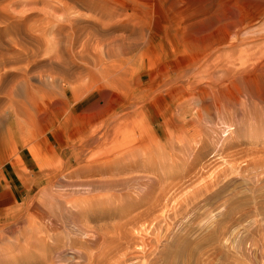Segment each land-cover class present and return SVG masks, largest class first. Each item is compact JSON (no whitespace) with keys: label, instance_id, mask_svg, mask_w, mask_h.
Returning <instances> with one entry per match:
<instances>
[{"label":"rangeland","instance_id":"1","mask_svg":"<svg viewBox=\"0 0 264 264\" xmlns=\"http://www.w3.org/2000/svg\"><path fill=\"white\" fill-rule=\"evenodd\" d=\"M263 54L264 0H0V264H264ZM99 56L122 69L117 85L97 89ZM207 62L221 79L249 65V99L232 87L242 104L228 105L206 76L182 97L176 75ZM134 139L151 145L128 162L136 186L88 185L92 160ZM84 147V173L45 176Z\"/></svg>","mask_w":264,"mask_h":264},{"label":"bare ground","instance_id":"2","mask_svg":"<svg viewBox=\"0 0 264 264\" xmlns=\"http://www.w3.org/2000/svg\"><path fill=\"white\" fill-rule=\"evenodd\" d=\"M84 5V4H83ZM75 8V7H74ZM77 13V12H76ZM234 15H236V14H234ZM74 16H75V14H74ZM232 17H234V16H232ZM235 17H238V16H235ZM235 17H234V19H235ZM77 18V17H76ZM76 18H74V23H76ZM227 19V18H226ZM229 19V18H228ZM231 19V18H230ZM237 19V18H236ZM240 19V18H239ZM231 21V20H230ZM234 21V20H233ZM237 21H239L238 19L237 20H235V23H234V25L233 26H235V24L237 23ZM241 21L242 20H240V23H241ZM229 22V21H228ZM239 23V24H240ZM94 24V23H93ZM232 24V23H231ZM242 24V23H241ZM230 26V25H229ZM236 26H238V25H236ZM235 26V27H236ZM234 28V27H233ZM237 28V27H236ZM239 28V27H238ZM237 28V29H238ZM242 28H244V27H241V29ZM230 29H231V27H230ZM229 29V30H230ZM233 30V29H232ZM239 30H240V28H239ZM231 31V30H230ZM242 32V31H241ZM240 32V33H241ZM234 34V33H233ZM236 35H237V33H236ZM239 35V34H238ZM241 35V34H240ZM236 37V36H235ZM240 38V37H239ZM243 39V38H242ZM244 40H245V38H244ZM249 40V39H248ZM247 40V41H248ZM253 40V39H252ZM89 41V40H88ZM238 42H240V41H238ZM245 42V41H244ZM244 42H241V43H244ZM249 42V41H248ZM236 43V42H235ZM247 43V42H246ZM231 45H233L232 43L229 45V46H231ZM239 46V45H238ZM232 47V46H231ZM104 48V47H103ZM229 48V47H228ZM101 49H102V47H101ZM105 49V48H104ZM103 50V49H102ZM230 50H231V48H230ZM229 50V51H230ZM233 50H234V48H233ZM247 50V49H246ZM250 51H251V49H249ZM249 50L247 51V52H249ZM104 51V50H103ZM102 51V52H103ZM106 51H107V49H106ZM105 51V52H106ZM254 51V50H253ZM263 51V50H262ZM261 51V52H262ZM230 52H232V51H230ZM240 52V51H239ZM256 52H257V50H256ZM255 52V53H256ZM104 53V52H103ZM111 53V52H110ZM229 53V52H228ZM235 53V52H234ZM238 53V52H237ZM240 53H242V52H240ZM263 53V52H262ZM261 53V54H262ZM247 54V53H246ZM254 54V53H253ZM257 54H259L258 52H257ZM106 55H107V57H109L108 56V53L106 52ZM234 55V54H233ZM241 55H244V54H241ZM264 55V54H263ZM247 56H249V54L247 55ZM247 56H244V57H246V59H248L249 60V62L251 61V58H253L255 55H253V57H251L250 59L247 57ZM251 56V55H250ZM262 56V55H261ZM242 57V56H241ZM260 56H258L257 58H259ZM231 58H233V57H231V54H230V59ZM237 60H238V57H235ZM243 58V57H242ZM216 59V58H215ZM243 59H245V58H243ZM242 59V60H243ZM261 59V58H260ZM260 59H258V61L257 62H259V60ZM106 59H105V57H101V56H99V60L98 61H95L94 62V66H93V70L91 69V70H89V75L90 76H93V78L96 80V82H95V84L96 85H99V87H97V89H102L103 87H105V86H107V85H113V86H115V85H117L119 82H120V80H121V76H120V71L122 70L119 66L117 67V65H116V63H115V61H113L112 63H115V64H113V66L110 64V63H108L107 61H105ZM234 60V59H233ZM253 60V59H252ZM93 61H94V59H93ZM213 61H215V60H213ZM239 61V60H238ZM247 61V60H246ZM253 61H256L255 59L253 60ZM252 61V62H253ZM262 61V60H261ZM225 62H227V61H225ZM236 63H238L237 61H235ZM248 62V61H247ZM252 62H251V65L253 66V64H252ZM256 62V63H257ZM208 63V62H207ZM223 63V62H222ZM227 63H229V62H227ZM227 63H226V65H227ZM254 64H255V62H253ZM262 63V62H261ZM217 64V63H216ZM225 64V63H224ZM239 64V63H238ZM249 64V63H248ZM260 64V63H259ZM250 65V70L252 69L251 66ZM214 66H215V62L214 63H211V65H209V63H208V65L206 64V65H197V66H194V67H192L191 69H186L185 71H183L182 72V74H180V75H176V78L174 79V81H175V83H177V87L179 88V90L181 91L180 93H182L183 95H181L182 97L184 96L185 98H188L189 96H190V92H189V90H191L192 88H194V86L195 85H193L194 84V82L196 83L197 81H202L201 79H203L205 76V79L206 80H208V82H206L207 83V85H202V86H205V88L204 89H211L212 91H213V93H214V96L215 97H217V98H219V100H223L224 102H226V103H228V105H234V104H236L235 103V100L236 99H232L233 101H234V103H232V100L228 97V92H229V89H231L232 87H234V88H236V89H238L239 88V91H237V93H239V96H242V95H244V94H242V92L243 93H245L246 95H248V93H249V91L247 90V89H249L248 88V84H249V82L250 81H248L247 79H245V77H244V75L246 74H249V73H246V72H248L247 71V69H248V66L249 65H246L247 66V69L245 68V67H242V68H239V67H241L240 65H239V69H241V71H242V69H246L245 71L243 70V72H240V70H239V72L238 73H236V71L235 70H233V67L234 66H232L231 64L230 65H227L225 68H223V69H225L224 70V72L222 73V75H223V78L221 79V77L222 76H217V75H215L216 74V72H215V70H214ZM256 66H257V64H256ZM261 66V65H260ZM259 65H258V67H260ZM262 67H264V66H262ZM217 67H215V69H216ZM261 68V67H260ZM218 69V68H217ZM234 69H236L235 67H234ZM263 68H261V70H262ZM256 70H258L257 68H256ZM255 70V71H256ZM260 70V71H261ZM264 70V69H263ZM262 70V71H263ZM254 71V70H253ZM252 71V72H253ZM254 71V72H255ZM260 71H258L259 73H257V74H259L260 75ZM251 72V71H250ZM257 72V71H256ZM255 72V73H256ZM221 73V72H220ZM243 73V74H242ZM255 73H253V74H255ZM262 74V73H261ZM252 76V75H251ZM254 76H256V75H254ZM249 77V76H248ZM247 77V78H248ZM223 79H225V80H223ZM250 79V78H249ZM255 81V80H254ZM222 82H224L223 84H222ZM253 82V81H252ZM204 83H205V81H204ZM203 83V84H204ZM196 84H199V82L198 83H196ZM250 87V86H249ZM252 87V86H251ZM202 88V87H201ZM200 88V89H201ZM194 89H196V88H194ZM203 89V88H202ZM201 89V90H202ZM254 89V88H253ZM199 90V89H198ZM235 90V89H234ZM197 91V90H196ZM203 92H201L202 93V95H203V93H205L204 91L205 90H202ZM207 91V90H206ZM209 91V90H208ZM83 92V91H82ZM189 92V93H188ZM254 92V91H253ZM209 93V92H208ZM251 93H252V91H251ZM82 94V93H81ZM257 94V93H256ZM262 94H263V92H262ZM76 95V94H75ZM196 95V94H195ZM250 95H252V94H250ZM258 95V94H257ZM259 95H261V93H259ZM253 96V95H252ZM264 96V95H263ZM203 97V96H202ZM230 97H233V96H230ZM234 97H235V95H234ZM243 97V96H242ZM248 98L249 99V97H247V96H245L244 95V98ZM251 97V96H250ZM253 97H255V96H253ZM258 97H262V96H258ZM216 98V100H218ZM202 99V98H201ZM255 99V98H254ZM257 100H259L260 101V99H257ZM237 101V100H236ZM243 101H245L246 102V100H243ZM250 101V100H249ZM251 101H252V99H251ZM250 101V102H251ZM254 102H255V100H253ZM248 102V101H247ZM215 103V102H214ZM223 102H221V104H222ZM225 103V104H226ZM237 103H241V101L240 102H238L237 101ZM244 103V102H243ZM256 103V102H255ZM242 104V103H241ZM248 104V103H247ZM227 105V106H228ZM232 105V106H233ZM250 105V104H249ZM254 105V104H253ZM253 105H252V107H253ZM179 106V105H178ZM226 106V105H225ZM227 106L225 107V109L226 110H228V108H227ZM237 106H239L238 104L236 105V107ZM241 106V105H240ZM256 106H258V105H256ZM260 106H261V104H260ZM132 103H127L126 105H124V107H122L123 108V110L124 111H127V113H125L122 117H120V121H121V123L123 124V126L124 127H126L127 129H130L129 127H130V123H131V121H130V113H131V109H132ZM182 107V106H181ZM223 107H224V104H223ZM234 107H235V105H234ZM245 107H248V106H246L245 105ZM263 107V106H262ZM230 109H232L231 107H229ZM249 108H251V107H249ZM257 108V107H256ZM219 109V108H218ZM220 109H222V108H220ZM229 109V110H230ZM236 109V108H235ZM234 109V110H235ZM136 110V109H135ZM178 110V109H177ZM183 109H181V111H182ZM223 110V109H222ZM240 110V109H239ZM246 110V109H245ZM253 110H254V108H253ZM262 110V109H261ZM180 111V110H179ZM230 111H232V110H230ZM230 111L229 112H227V113H230ZM250 111V110H249ZM257 111V110H256ZM99 112V111H98ZM182 113H184V110L182 111ZM182 113H180L181 115H182ZM223 113H224V111H223ZM232 113V112H231ZM230 113V114H231ZM234 113H235V111H234ZM234 113H232V114H234ZM241 113V112H240ZM247 113V112H246ZM256 113V112H255ZM259 113V112H258ZM225 114V113H224ZM231 114V115H232ZM254 114V113H253ZM120 115V114H119ZM236 116H237V114H236ZM245 116V115H244ZM256 116H257V114H256ZM256 116H255V118H256ZM262 116V115H261ZM114 117H117V116H113V119H114ZM237 118V117H236ZM248 119V118H247ZM250 119V118H249ZM115 120H116V118H115ZM118 120H119V118H118ZM260 120H261V118H260ZM259 120V121H260ZM112 121V120H111ZM114 121V120H113ZM247 121V120H246ZM252 121V120H251ZM255 121V120H254ZM118 123V122H117ZM255 123V122H254ZM102 124V123H101ZM168 124V123H167ZM100 125V124H99ZM115 126V125H114ZM117 126V125H116ZM100 128V127H99ZM126 128H125V130H124V132H123V136L125 137V138H129L130 136H128V137H126V133L125 132H128V131H126ZM99 130V129H98ZM118 130V129H117ZM95 131H97V130H95ZM105 131V130H104ZM123 131V130H122ZM130 132H132L131 130H129ZM118 132H119V130H118ZM114 133V136H115V131L114 132H112V134ZM121 132H119V134L118 135H121L120 134ZM130 134V133H129ZM132 134H133V132H132ZM93 135V134H92ZM131 135V134H130ZM90 137V136H89ZM98 137V136H97ZM104 137L106 138V142H107V138L108 139H110V133L109 132H107V133H105L104 134ZM119 137V136H118ZM122 137V136H121ZM87 139V138H86ZM95 137H93V138H91L89 141H88V143L87 144H92L93 142H95V140L97 141V139H95ZM114 139V138H113ZM123 140H126V139H124V138H122ZM121 139V140H122ZM112 140V139H111ZM117 140H118V138H117ZM117 140L114 142V141H111V142H114V148H116L115 150L117 151V150H119L120 149V147L117 145ZM136 140V141H135ZM139 139H134L132 142H129V144H127L126 143V145L124 144V146H123V148L125 149V148H128V147H131V149L133 148V147H135V145H138V148L136 149V150H134V151H132V152H129V153H126L125 155H122V156H118L117 157V160H115V159H109V158H111L112 156H113V154H112V151H108V149L106 150L107 151V153H108V155H107V157L105 156V158L106 159H108V160H106V161H104V162H102L101 163V160H100V158L98 159L99 161H100V163H98V165H96L95 166V164H94V166L96 167H94V166H92V162H93V160H92V162L90 163V167L88 166V165H86L85 163H84V160L81 158L85 153H84V150H85V148L86 147H84L82 150H79V151H77L76 152V155H75V157H76V159H75V167L73 166V165H71V162L70 163H68L65 167H60V168H58V169H52V168H50V169H48V170H46V172H45V176L47 177V178H50L51 180H55L56 182L58 181V180H56L59 176H61L62 175V173H65V172H70V173H73V174H75L74 173V171H76V173L77 172H80V173H84L85 171L84 170H86L87 169V166H88V170H96L97 169V171H99V176H100V178L99 179H97V181H93V182H89V184L88 185H90L91 187H93V186H96V188L98 189L99 188V190L101 189L103 192H104V190H105V192H106V190L107 191H115L116 189H118V190H120V189H122V190H124L125 189V187H126V189L125 190H128L130 187V183H132L133 185L135 184V186H136V181H139V177L138 176H136V175H133L134 174V169L131 167V165L128 163V162H130L131 164H135L134 165V167H137V165H138V163H136V161H137V159H139V157H140V155H141V153H144L145 155H147V154H149L148 152H150V146L151 145H146V143L145 144H143L144 143V141L143 140H140V141H138ZM135 141V142H134ZM118 142H120V138H119V141ZM122 142V141H121ZM121 142H120V146H121ZM116 143V144H115ZM95 144V143H94ZM93 144V145H94ZM113 145V143H110V144H107V145ZM117 146H118V148H117ZM153 146V145H152ZM154 147V146H153ZM103 148H109V147H103ZM111 148V147H110ZM114 148H112L113 150H114ZM101 149V148H100ZM121 149H122V147H121ZM129 149V148H128ZM153 149V148H152ZM104 150V151H105ZM87 151V150H86ZM102 151V153H103V150H101ZM105 151V152H106ZM153 152H154V150H152ZM98 152H100V150L98 151ZM111 152V153H110ZM113 152H115V151H113ZM72 154L74 155V151H72ZM106 154V153H105ZM93 155V154H92ZM95 155H97L96 153H95ZM104 154H99L98 156H103ZM152 157V156H151ZM105 158H104V160H105ZM113 158V157H112ZM96 160V159H95ZM110 160V161H109ZM120 160V163H117L118 161ZM121 160H122V164L124 163V165H120L121 164ZM90 161V160H89ZM97 161V160H96ZM102 161H103V159H102ZM124 161V162H123ZM96 163V164H97ZM125 164H128V165H125ZM50 167V166H49ZM133 169V170H132ZM90 170V171H91ZM94 170V171H95ZM94 171H92V172H94ZM96 171V172H97ZM69 173V174H70ZM79 173V174H80ZM87 173H88V171H87ZM87 173H85V174H87ZM84 174V175H85ZM89 174V173H88ZM94 174V173H93ZM96 175L98 174V173H95ZM91 175V174H90ZM95 175V176H96ZM80 176H82V175H80ZM89 176V175H88ZM81 178V177H80ZM87 178V177H86ZM82 179V178H81ZM60 180V179H59ZM83 180V179H82ZM82 180H81V183H82ZM94 180V179H93ZM96 180V179H95ZM80 181V180H79ZM84 182H86L85 184L87 185V181H85V180H83V185H84ZM52 183L53 182H51L50 183V185H52ZM80 183V185L81 186H83L82 184ZM139 183V182H138ZM141 183V182H140ZM139 183V184H140ZM129 184V186H127ZM131 184V185H132ZM78 185V186H77ZM77 185H75V184H64V185H62L61 186V188H59L60 190L61 189H63V191H53V188H52V186L51 187H49V189H47V190H49V194L48 195H50V197L51 198H56V199H58V197H62V195L64 194L63 192H65V190H66V188L68 189V188H71V187H79L80 185L77 183ZM87 185V186H88ZM143 185V184H142ZM85 186V185H84ZM125 186V187H124ZM86 187V186H85ZM89 187V186H88ZM122 187H124V188H122ZM127 187H129L128 189H127ZM52 188V189H51ZM87 188V187H86ZM86 188H82V189H86ZM90 188V187H89ZM94 188V187H93ZM96 188H94V190L96 189ZM131 188H134V187H131ZM138 188H140V186H138ZM137 188V189H138ZM79 189V188H78ZM77 189V190H78ZM81 189V188H80ZM92 189V188H91ZM93 190V189H92ZM130 190V189H129ZM84 191H86V190H84ZM138 191V190H137ZM141 191V190H140ZM139 191V192H140ZM78 192H83V190L82 191H78ZM120 192L121 191H119V194H120ZM124 192V191H123ZM45 193H47V192H45ZM125 193H126V191H125ZM131 193V192H130ZM141 193V192H140ZM100 194H102V192H100ZM99 194V195H100ZM111 194H112V192H111ZM123 194V193H122ZM127 194V193H126ZM125 194V195H126ZM115 195V194H114ZM124 195V194H123ZM64 196H65V194H64ZM94 195H92V197H93ZM105 197V196H104ZM120 197V196H119ZM97 198V197H96ZM63 199V198H62ZM110 200V199H109ZM108 200V201H109ZM112 200V199H111ZM110 200V201H111ZM55 201V200H54ZM104 204V203H103ZM56 214V213H55ZM72 218L74 217V215L73 216H71ZM76 219V218H75ZM74 222V221H73ZM37 238V237H36ZM55 250V249H54ZM56 251V250H55ZM59 253V252H58ZM56 254V253H55ZM60 255V254H59Z\"/></svg>","mask_w":264,"mask_h":264},{"label":"crops","instance_id":"3","mask_svg":"<svg viewBox=\"0 0 264 264\" xmlns=\"http://www.w3.org/2000/svg\"><path fill=\"white\" fill-rule=\"evenodd\" d=\"M9 197L12 199V195H8L7 193H5V195L3 197L4 201L0 200V205L2 204V202H4V206H6V207L8 206V204L10 205L11 203H9L10 202L9 199H8Z\"/></svg>","mask_w":264,"mask_h":264}]
</instances>
